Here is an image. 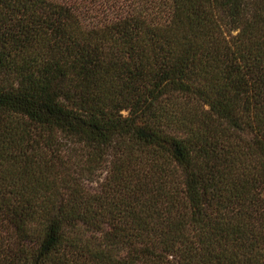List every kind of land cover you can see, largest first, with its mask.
Returning a JSON list of instances; mask_svg holds the SVG:
<instances>
[{
    "label": "trees",
    "instance_id": "16d2710c",
    "mask_svg": "<svg viewBox=\"0 0 264 264\" xmlns=\"http://www.w3.org/2000/svg\"><path fill=\"white\" fill-rule=\"evenodd\" d=\"M98 3L0 0V264H264V0Z\"/></svg>",
    "mask_w": 264,
    "mask_h": 264
},
{
    "label": "rangeland",
    "instance_id": "374dc122",
    "mask_svg": "<svg viewBox=\"0 0 264 264\" xmlns=\"http://www.w3.org/2000/svg\"><path fill=\"white\" fill-rule=\"evenodd\" d=\"M99 1H100V3H101V2H103V0H99ZM100 3H98V5H100ZM99 7H100V6H99ZM100 9L102 10V8H101V7H100Z\"/></svg>",
    "mask_w": 264,
    "mask_h": 264
}]
</instances>
